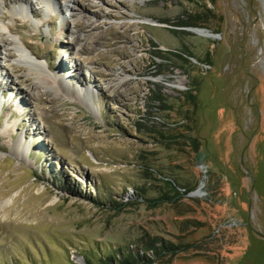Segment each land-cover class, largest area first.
Here are the masks:
<instances>
[{"label": "rangeland", "instance_id": "1", "mask_svg": "<svg viewBox=\"0 0 264 264\" xmlns=\"http://www.w3.org/2000/svg\"><path fill=\"white\" fill-rule=\"evenodd\" d=\"M30 3L0 6V264H264V0Z\"/></svg>", "mask_w": 264, "mask_h": 264}, {"label": "bare ground", "instance_id": "2", "mask_svg": "<svg viewBox=\"0 0 264 264\" xmlns=\"http://www.w3.org/2000/svg\"><path fill=\"white\" fill-rule=\"evenodd\" d=\"M3 3L13 4L14 5L13 6V9L15 11L18 10V9H20L21 11H23V10L28 11V7L31 6L30 0H0V6ZM67 7H68V9H70V8L71 9L72 8L74 9L76 7V0H69V3L67 4ZM31 9H32V6H31ZM151 23H156V22H151ZM203 32L206 33V31H203V30L200 31V33H202V34H203ZM6 36H2V35L0 36V47H3L4 48L6 46L7 41L10 40V37H6ZM12 40L14 42L13 44L15 45V50H16L15 52H17V54L20 57V59H25L27 61H30L31 64L41 67V65L38 64L37 62H35L34 58H32L28 54V52H27V45H25L24 42L21 44L19 41H16L13 38H12ZM12 55H13L12 52H9V56H12ZM8 70L10 71V66H8V64H5V63L4 64H0V71L1 72H7L8 73ZM40 78H41V76H40ZM41 81L46 84L47 83L46 82V77L41 78ZM54 83L55 84L52 87H54V89L57 92L62 91L63 93H66L67 94L68 93L67 91H70V86L68 85V83H63L61 80L60 81L59 80L58 81H55ZM83 92L84 91H79L78 94H77V96L80 99L81 98L83 99V103H86V101H88V103H86L85 105L87 107H89L90 109L93 110L95 108L94 107V103H92L93 100L91 99L92 96H93V94L90 93V90L86 92V95H84L85 92L82 95Z\"/></svg>", "mask_w": 264, "mask_h": 264}, {"label": "trees", "instance_id": "3", "mask_svg": "<svg viewBox=\"0 0 264 264\" xmlns=\"http://www.w3.org/2000/svg\"><path fill=\"white\" fill-rule=\"evenodd\" d=\"M204 15L207 16L208 14L205 13ZM201 17H202L201 14H197V15L193 16L191 18L192 20L187 22V26H200V22L198 20L201 19ZM194 142H195V146H198L199 143H200L199 139H197V138L194 139ZM157 239L158 240L156 241V243H152L151 246H148V248L152 249V251H154L156 253V255H161L163 252H170V251H174L175 252V249H178V246H176V245H174L172 243H165L163 241V239H161V238H157ZM131 255H134V253L131 254ZM137 255H138L137 257L141 258V259L144 257L141 253H138V252H137ZM110 259H111V261H113L114 257L110 258ZM122 261H124L123 264H131L129 258L125 257L124 260H122Z\"/></svg>", "mask_w": 264, "mask_h": 264}, {"label": "water", "instance_id": "4", "mask_svg": "<svg viewBox=\"0 0 264 264\" xmlns=\"http://www.w3.org/2000/svg\"><path fill=\"white\" fill-rule=\"evenodd\" d=\"M191 30L200 33L201 30L203 31H208L206 29L202 28H197V27H192ZM209 32V31H208ZM202 34V33H200ZM206 35V34H205ZM208 36H214L211 32L207 34ZM207 151L205 149L201 150L200 152L197 153L196 155V165L203 168L205 166V157H206Z\"/></svg>", "mask_w": 264, "mask_h": 264}]
</instances>
